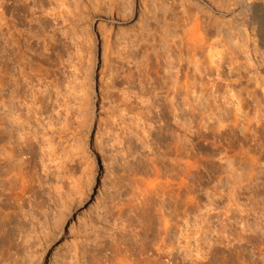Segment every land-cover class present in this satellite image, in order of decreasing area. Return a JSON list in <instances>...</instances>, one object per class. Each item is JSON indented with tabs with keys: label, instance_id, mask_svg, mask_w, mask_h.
Wrapping results in <instances>:
<instances>
[{
	"label": "rangeland",
	"instance_id": "374dc122",
	"mask_svg": "<svg viewBox=\"0 0 264 264\" xmlns=\"http://www.w3.org/2000/svg\"><path fill=\"white\" fill-rule=\"evenodd\" d=\"M200 14L238 71L192 60ZM243 15L0 0V264H264V70Z\"/></svg>",
	"mask_w": 264,
	"mask_h": 264
},
{
	"label": "bare ground",
	"instance_id": "6f19581e",
	"mask_svg": "<svg viewBox=\"0 0 264 264\" xmlns=\"http://www.w3.org/2000/svg\"><path fill=\"white\" fill-rule=\"evenodd\" d=\"M240 2L244 10V19L242 20L245 24V27L243 28V31H245V35H247V37L249 36V39L254 37L251 42L255 40L258 47L261 49L262 56L260 57L261 59H259L260 64H258V66L260 65V67L264 70V0H240ZM193 21L194 25L188 30V39L191 41L190 55L192 60L200 53L203 55V59L205 58V60L208 61L206 67H209L211 63H214V57H216L218 59L217 65H221L222 63L226 62L232 69L231 71H238L240 66L238 55L235 53V47L232 45L233 43L227 39L222 31V28L216 27L215 22L211 17L206 20L201 16V14L194 15ZM249 25L251 26V35L248 33ZM198 58L194 59L195 63L197 62ZM216 71L218 74V68H216ZM261 80L262 78L260 81ZM184 85L186 95H188L190 89L189 84L185 82ZM229 85L230 81H227L225 83V89L223 93L228 95L229 99L231 96H234L233 99L231 98V106H235L234 109L237 110L238 106H242L243 102H241V100L234 95ZM186 103L187 106H190L188 97L186 99ZM262 147L263 150L260 155L264 158V146Z\"/></svg>",
	"mask_w": 264,
	"mask_h": 264
}]
</instances>
